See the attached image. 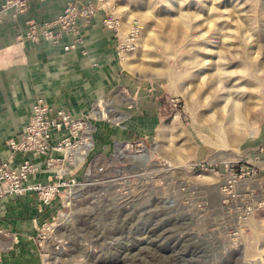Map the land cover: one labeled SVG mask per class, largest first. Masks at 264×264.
<instances>
[{"label":"rangeland","instance_id":"1","mask_svg":"<svg viewBox=\"0 0 264 264\" xmlns=\"http://www.w3.org/2000/svg\"><path fill=\"white\" fill-rule=\"evenodd\" d=\"M113 4L124 34L143 27L116 57L139 109L105 117L116 131L96 139L94 115L68 112L85 119L87 153L46 170L61 187L37 224L43 263L264 264V0Z\"/></svg>","mask_w":264,"mask_h":264},{"label":"crops","instance_id":"2","mask_svg":"<svg viewBox=\"0 0 264 264\" xmlns=\"http://www.w3.org/2000/svg\"><path fill=\"white\" fill-rule=\"evenodd\" d=\"M63 8L64 0H29L27 14L16 20L5 16L0 24V58L17 51L14 57L18 60L14 66H0L2 160H7L11 153L7 141L19 138L39 96H43L55 110H65L76 118L88 116L96 110L93 117L97 118L92 117L90 124L95 139L109 136L114 131L107 126L105 117L120 114L128 118L130 115L119 108L139 109V83L130 77H122L121 81L118 74L123 71L120 72L122 69L117 63L113 32L103 28L100 16L83 29L87 56H83L80 50L65 52L62 44L54 45L45 40L37 44L20 42L19 37L26 32L28 19L51 21L62 13ZM69 42V38L64 40V44ZM119 93L123 102L130 101L132 105L111 100ZM16 158L18 164L21 155L17 154ZM43 169L31 179L32 182L45 184L49 181L48 171ZM35 196L33 193L8 195L0 200V264H44L36 231L37 224L50 211L39 204Z\"/></svg>","mask_w":264,"mask_h":264},{"label":"built area","instance_id":"3","mask_svg":"<svg viewBox=\"0 0 264 264\" xmlns=\"http://www.w3.org/2000/svg\"><path fill=\"white\" fill-rule=\"evenodd\" d=\"M113 1L64 0L63 11L57 18L45 22L28 19L26 32L19 38L33 44L41 40L54 45L62 44L65 52L80 50L83 56H87L83 29L100 16L103 28L113 32L117 55L123 58L135 49V41L143 27L141 23L134 21L124 34L122 21L115 13ZM28 10L29 0H0V23L5 16L16 20L27 14ZM66 38L70 39L68 44H64ZM27 124L17 140H8L10 158L0 160V200L8 195L24 196L35 193L43 206H49L54 196L59 194L61 184L46 186L44 183L32 182L31 179L39 175L43 168L58 169L65 164L67 158L63 157V152L68 149L75 151L87 139V133H84L86 122L85 119L74 120L65 110H55L43 96H39ZM72 127L76 130L75 133H71ZM17 154L21 155L18 164ZM72 155H68L70 161L74 160ZM239 172H245V168H240ZM248 174L254 175L255 172ZM57 178L62 179V176L57 175ZM71 184L75 185V181Z\"/></svg>","mask_w":264,"mask_h":264},{"label":"bare ground","instance_id":"4","mask_svg":"<svg viewBox=\"0 0 264 264\" xmlns=\"http://www.w3.org/2000/svg\"><path fill=\"white\" fill-rule=\"evenodd\" d=\"M250 63V62H249ZM254 68V67H253ZM257 74V73H256ZM250 78H253V77H250ZM258 80V79H257ZM255 86V85H254ZM229 93V92H228ZM230 95V94H229ZM101 103V102H100ZM239 106V105H238ZM236 107V106H235ZM238 109V108H237ZM227 112V111H226ZM234 112V111H233ZM237 112V111H236ZM234 113L233 114V116L235 115V114H237V113ZM239 112V111H238ZM94 113H96L94 110L90 113V114H94ZM106 113V112H105ZM243 113V112H242ZM104 114V113H103ZM240 114L241 113H239V116H238V114H237V120H242L243 119V117L242 116H240ZM229 115H231V114H229ZM228 115V117L227 118H229L230 120H231V117H232V120H231V124H233L235 121L237 122V120H236V117L234 116V120H233V116L231 115V116H229ZM242 115V114H241ZM243 116H244V113H243ZM245 118V117H244ZM240 120V121H241ZM229 121V120H228ZM232 121H233V123H232ZM243 121H244V119H243ZM245 121H246V119H245ZM236 122L234 123V124H236ZM229 124H230V122H228ZM231 124H230V126H231ZM245 124H246V122H245ZM237 125H238V123H237ZM236 125V126H237ZM236 126L234 125L233 127H235V129H234V131L235 130H237L236 129ZM239 127V126H238ZM239 130V129H238ZM240 130H241V127H240ZM231 131H233V130H231ZM235 135V134H234ZM88 138V137H87ZM235 137H232V139H234ZM237 139H238V137H237ZM88 141V139H84L82 142H81V144L79 145V147H77V149L78 148H80L79 149V151H81V155H80V159H82V156L83 155H86V149L83 147V146H81V145H83V143L84 144H86V142ZM232 141H235V139L234 140H232ZM76 149V150H77ZM75 150V151H76ZM73 150H71V149H68V150H65L64 152H63V157H65V158H67L68 157V155L70 154L69 152H72ZM66 153V154H65ZM66 155H67V157H66ZM74 157H75V155H73ZM59 174H62V172H59ZM71 185V184H70ZM76 198V195H75V192L73 191V192H71L69 195H68V197L66 198V203L68 204V205H72L73 204V202H74V199ZM69 220H70V218H69V216L68 215H61V217H60V220H59V222L61 221V224L63 223V224H66V223H69ZM57 254H61V253H57ZM60 257V256H59ZM61 258V257H60ZM63 261V260H62Z\"/></svg>","mask_w":264,"mask_h":264}]
</instances>
